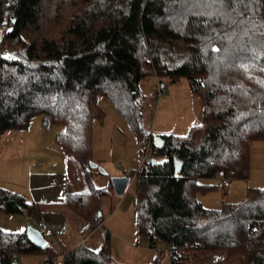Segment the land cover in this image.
<instances>
[{
    "label": "trees",
    "instance_id": "1",
    "mask_svg": "<svg viewBox=\"0 0 264 264\" xmlns=\"http://www.w3.org/2000/svg\"><path fill=\"white\" fill-rule=\"evenodd\" d=\"M0 47V135L48 117L63 126L58 150L88 174L93 107L104 95L149 153L136 173V228L149 245L163 243L170 263L264 264V185L219 208L195 196L206 179L246 178L251 142L264 145V0H0ZM148 76L161 87L185 78L201 103L200 120L183 135L160 134L159 148L142 124ZM104 193L89 180L72 191L65 177L63 202L92 227ZM35 208L0 187L1 212ZM108 237L56 262L49 244L0 228V264L38 253L47 264H111Z\"/></svg>",
    "mask_w": 264,
    "mask_h": 264
},
{
    "label": "rangeland",
    "instance_id": "2",
    "mask_svg": "<svg viewBox=\"0 0 264 264\" xmlns=\"http://www.w3.org/2000/svg\"><path fill=\"white\" fill-rule=\"evenodd\" d=\"M140 89L142 124L153 138L166 133L183 135L190 125L200 120V100L189 90L185 78L180 77L175 83L165 80L164 86L161 87L154 76H148L141 80ZM99 113L103 114L100 118L97 116ZM93 115L92 151L88 163L97 162L106 173L94 167L85 174L84 169L75 159H72L73 162L68 160L69 158L58 150L55 142L56 133L62 131L63 126L55 122H49V125L45 126L44 116L39 114L33 116L25 128L9 129L0 135V187L22 195L29 203H32L35 196L46 195L47 198L52 199L46 204H54L62 208L65 206L62 203L65 185L63 179L65 181V177L68 178L72 191H78L85 185V180H89L105 191L100 198L103 220L97 222L96 226L100 229L96 234H100L102 239L103 233L108 232L111 264H209L206 261L170 263L163 243L157 242L152 247L149 245L147 235L137 232L136 173L146 163L149 153L139 151L129 124L108 97L104 95L97 97ZM127 173H132V176L123 194L118 196L109 186V181L113 176L127 175ZM217 178L204 180L203 182L207 184L206 189L196 192L195 196L205 207L219 208L228 193L243 197L247 187H262L264 185V180H261L264 179L263 142L260 140L251 142L246 178L227 177L228 182L222 187L216 186ZM41 204H43L42 208L46 206L45 203ZM33 216V214L0 211V228L6 231H23L25 221L29 220L35 225L36 220ZM52 216L54 228L60 230L61 243L66 249L68 247L72 249L79 242L95 248L86 236L92 232L95 225L92 227L80 216L73 214L75 218L73 226L64 231L62 215L54 213ZM67 230L69 231L66 236L69 235V238L67 237L64 242V232ZM48 244L57 251V257L59 254L62 257L64 250L59 243L50 240ZM40 255L38 257L41 259L42 255ZM24 257L25 254L16 256L20 261ZM37 264H47V262Z\"/></svg>",
    "mask_w": 264,
    "mask_h": 264
},
{
    "label": "crops",
    "instance_id": "3",
    "mask_svg": "<svg viewBox=\"0 0 264 264\" xmlns=\"http://www.w3.org/2000/svg\"><path fill=\"white\" fill-rule=\"evenodd\" d=\"M64 177H65V175H64ZM261 180H264V179H261ZM63 184H65V181H64V179H63ZM41 195H42V192H41ZM237 194H231V193H228V195L226 196V199H224V201L223 202H232V201H237V200H239V199H241V198H243L241 195H239V196H236ZM52 199L51 198H47L46 197V195H45V197H41V196H35V197H33V200L31 201L32 203H36V208L34 209V211L31 213V214H33L34 216L33 217H35V220H36V222H37V220H38V218L39 217H44V218H46V219H48V220H50L52 223H53V225H54V220H52V215H54V213H60L61 215H62V217H63V220H64V222H63V224H64V231H65V229H69V228H71L72 226H73V219H75L74 218V216H73V214L74 213H71V212H69V208L65 205V203L64 202H62L65 206L63 207L62 206V208H60L59 206H57V205H54V204H46V203H49L50 201H51ZM41 203H45L46 204V206L44 207V208H42V206H43V204H41ZM75 215V214H74ZM55 219V218H54ZM83 219V218H82ZM84 220V219H83ZM56 225V224H55ZM102 225H103V223H102ZM24 226V230L28 227V226H33V227H36V223H35V225L34 224H32L29 220H28V222H26L25 221V225H23ZM96 226V225H95ZM55 227V226H54ZM81 227V226H80ZM94 227V226H93ZM97 227V228H96ZM94 229H92V232L91 233H89V234H87L86 236H88V238L87 239H90V242L94 245V247L95 248H98L100 245H101V243H102V240H103V237H102V239H101V236H100V234L98 235V234H96V233H98V230L100 229L99 228V226H96ZM55 229V233H56V236H57V238H58V241H56L57 243H59V245L62 247V250H64V252H62V253H65V252H67V251H69V250H71V247H68V249H66L64 246V244L63 243H61V239H60V236H59V234H60V230H56V228H54ZM102 229H103V231L105 230L104 229V226L102 227ZM69 230H67L66 232H64V235H65V241L64 242H66V238L69 236H66V233L68 232ZM103 235H104V233H103ZM102 235V236H103ZM81 236L83 237L84 235H82L81 234ZM69 238V237H68ZM84 238V237H83ZM56 242H54V243H56ZM80 243V242H79ZM79 243H78V245H79ZM81 244V243H80ZM77 246V244L76 245H74V247H72V249L73 248H75ZM97 246V247H96ZM94 248V249H95ZM61 250V249H60ZM59 250V251H60ZM42 255V254H41ZM40 255V256H41ZM24 256V255H23ZM38 256H39V254H38ZM38 256H36L35 254H31V255H29V254H25V257L24 258H22L21 259V261L20 260H18L16 257L14 258V262H18V264H37V263H43V262H45L46 263V261H45V259H44V256L42 255L41 256V259L38 257ZM37 257V258H36ZM61 258V256H60V254L58 255V257L56 258V260H59ZM17 259V260H16ZM37 260V261H34V260Z\"/></svg>",
    "mask_w": 264,
    "mask_h": 264
},
{
    "label": "water",
    "instance_id": "4",
    "mask_svg": "<svg viewBox=\"0 0 264 264\" xmlns=\"http://www.w3.org/2000/svg\"><path fill=\"white\" fill-rule=\"evenodd\" d=\"M44 124L45 126L49 125L48 117H44ZM153 142L154 145L159 148L161 147L163 140L160 137V135H157L154 136ZM152 162H154L153 158H152ZM88 165L90 168L97 167L100 172L106 173L105 170L101 166H99L97 162L89 161ZM179 170H180V162L179 160L175 159L174 172L177 173ZM110 180L114 193L118 196H121L130 181V176L129 175L113 176L111 177ZM25 234L27 239L38 248H44L48 244L47 238L36 227L28 226L25 229ZM57 264H61V262Z\"/></svg>",
    "mask_w": 264,
    "mask_h": 264
},
{
    "label": "built area",
    "instance_id": "5",
    "mask_svg": "<svg viewBox=\"0 0 264 264\" xmlns=\"http://www.w3.org/2000/svg\"><path fill=\"white\" fill-rule=\"evenodd\" d=\"M228 178L227 177H220L217 179V186L222 187L224 184H227ZM36 228L42 232V234L48 239V241L56 242L57 241V236L55 233L54 225L53 223L44 218V217H39L37 222H36Z\"/></svg>",
    "mask_w": 264,
    "mask_h": 264
},
{
    "label": "clouds",
    "instance_id": "6",
    "mask_svg": "<svg viewBox=\"0 0 264 264\" xmlns=\"http://www.w3.org/2000/svg\"><path fill=\"white\" fill-rule=\"evenodd\" d=\"M48 240V239H47ZM49 242V241H48Z\"/></svg>",
    "mask_w": 264,
    "mask_h": 264
}]
</instances>
